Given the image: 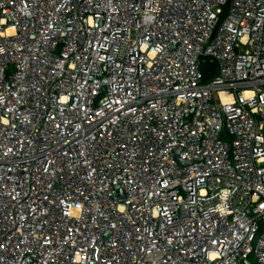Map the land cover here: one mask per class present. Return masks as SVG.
Returning <instances> with one entry per match:
<instances>
[{
    "label": "built area",
    "instance_id": "2783aa9c",
    "mask_svg": "<svg viewBox=\"0 0 264 264\" xmlns=\"http://www.w3.org/2000/svg\"><path fill=\"white\" fill-rule=\"evenodd\" d=\"M250 257L264 0H0V264Z\"/></svg>",
    "mask_w": 264,
    "mask_h": 264
},
{
    "label": "trees",
    "instance_id": "16d2710c",
    "mask_svg": "<svg viewBox=\"0 0 264 264\" xmlns=\"http://www.w3.org/2000/svg\"><path fill=\"white\" fill-rule=\"evenodd\" d=\"M200 71L202 73L204 83L208 81V79L211 80L212 78H214L217 73L214 64H210L208 61H205L203 64H201Z\"/></svg>",
    "mask_w": 264,
    "mask_h": 264
},
{
    "label": "rangeland",
    "instance_id": "374dc122",
    "mask_svg": "<svg viewBox=\"0 0 264 264\" xmlns=\"http://www.w3.org/2000/svg\"><path fill=\"white\" fill-rule=\"evenodd\" d=\"M227 12H228V8L226 7L224 10H223V15L221 16V22L224 20V18L226 17V14H227ZM210 81V79H208V81H206L205 83H208ZM204 83V82H203ZM249 262L251 263V264H253V259H252V257H250L249 258Z\"/></svg>",
    "mask_w": 264,
    "mask_h": 264
},
{
    "label": "water",
    "instance_id": "95a60500",
    "mask_svg": "<svg viewBox=\"0 0 264 264\" xmlns=\"http://www.w3.org/2000/svg\"><path fill=\"white\" fill-rule=\"evenodd\" d=\"M176 159H177V154H176ZM178 160V159H177ZM178 162H179V164L181 165V166H184L185 164H186V162H183V161H179L178 160Z\"/></svg>",
    "mask_w": 264,
    "mask_h": 264
}]
</instances>
